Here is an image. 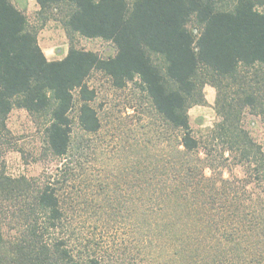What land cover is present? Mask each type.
Wrapping results in <instances>:
<instances>
[{
    "label": "trees",
    "instance_id": "1",
    "mask_svg": "<svg viewBox=\"0 0 264 264\" xmlns=\"http://www.w3.org/2000/svg\"><path fill=\"white\" fill-rule=\"evenodd\" d=\"M35 1L40 12L67 8V31L110 41L115 53L72 45L49 60L26 14L0 0V129L14 108L49 112L45 155L60 159L39 178L0 171V264H116L83 251L64 230L61 180L73 174L78 160L70 154L80 149L71 112L77 92L79 127L100 130L97 93L87 83L96 70L116 88L138 84L161 122L142 124L146 139L134 145L98 220H130L139 251L157 264H222L245 241L249 251L256 233L247 225L264 222V146L248 121L264 119V0ZM208 83L219 119L203 140L189 110L206 103ZM238 165L244 177L233 175ZM98 186L109 191L104 181Z\"/></svg>",
    "mask_w": 264,
    "mask_h": 264
},
{
    "label": "rangeland",
    "instance_id": "2",
    "mask_svg": "<svg viewBox=\"0 0 264 264\" xmlns=\"http://www.w3.org/2000/svg\"><path fill=\"white\" fill-rule=\"evenodd\" d=\"M12 2L26 14L29 28L37 31L39 44L46 56L55 54L62 58L72 45L93 50L103 57L115 53L110 41L67 31L62 21L67 8L62 13L57 8L40 12L35 0ZM260 10L264 12V7ZM87 83L97 93L91 104L100 116L101 128L93 133L81 130L77 118L79 101L75 92L76 101L71 112L74 121L72 137L80 149H73L70 154L71 158L78 160L73 174L64 184L61 180V192L67 208L64 230L80 248L84 247L83 251H95L103 260L116 264L118 261L120 264L123 261L157 264L150 261L144 251H139V245L143 243L135 238L130 220H98L99 215L96 216L95 212L107 203V197H113L115 178L123 175L131 165L132 157L129 155L136 156L134 145L145 141L146 127L142 128V124L150 121L158 125L161 122L151 112L145 92L138 84L130 82L123 89L116 88L111 78L99 70L90 75ZM203 94L206 103L193 105L189 115L194 131L204 140L207 129L212 128L219 117L215 109L216 87L206 84ZM50 117L49 112L34 115L21 108L12 110L7 119V130L0 129V171L11 176L22 174L39 178L50 170H56L60 159L46 156L44 150L45 129ZM248 121L252 122V135L264 146V119L248 114ZM232 172L239 178L245 176L244 168L239 165L233 166ZM210 173L208 169L207 174ZM230 175L225 172L226 177ZM102 181L108 184L110 192L99 189L98 183ZM252 221L247 228L256 234L253 242H249L250 252L245 241L244 249L225 253L222 264H264V222ZM140 235L137 234L138 237Z\"/></svg>",
    "mask_w": 264,
    "mask_h": 264
},
{
    "label": "crops",
    "instance_id": "3",
    "mask_svg": "<svg viewBox=\"0 0 264 264\" xmlns=\"http://www.w3.org/2000/svg\"><path fill=\"white\" fill-rule=\"evenodd\" d=\"M37 5H38V4H37ZM37 7L40 8L39 5H38ZM66 54H67V53H64L63 57H64ZM63 57H62V58H63ZM47 58H48L49 60L62 59V58L57 57L55 54H49V56H47Z\"/></svg>",
    "mask_w": 264,
    "mask_h": 264
}]
</instances>
